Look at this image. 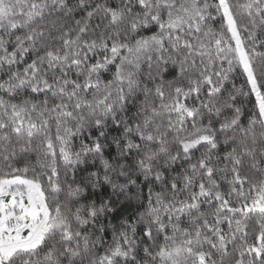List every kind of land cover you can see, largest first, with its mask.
Wrapping results in <instances>:
<instances>
[{
	"label": "snow or ice",
	"instance_id": "snow-or-ice-1",
	"mask_svg": "<svg viewBox=\"0 0 264 264\" xmlns=\"http://www.w3.org/2000/svg\"><path fill=\"white\" fill-rule=\"evenodd\" d=\"M0 264H264V0H0Z\"/></svg>",
	"mask_w": 264,
	"mask_h": 264
}]
</instances>
